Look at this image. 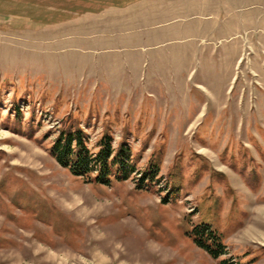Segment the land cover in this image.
Segmentation results:
<instances>
[{
    "label": "rangeland",
    "instance_id": "374dc122",
    "mask_svg": "<svg viewBox=\"0 0 264 264\" xmlns=\"http://www.w3.org/2000/svg\"><path fill=\"white\" fill-rule=\"evenodd\" d=\"M70 126L121 180L52 157ZM225 260L264 264V0H0V264Z\"/></svg>",
    "mask_w": 264,
    "mask_h": 264
},
{
    "label": "trees",
    "instance_id": "16d2710c",
    "mask_svg": "<svg viewBox=\"0 0 264 264\" xmlns=\"http://www.w3.org/2000/svg\"><path fill=\"white\" fill-rule=\"evenodd\" d=\"M87 143L88 139L85 132L81 128L70 126L60 132L58 139L50 149V154L61 166L69 169L75 176L88 178L96 184L110 185L111 177L115 171L118 173V181L121 180L120 175L124 176L125 172L128 171L129 156L127 152L122 148L114 156L110 137L101 141V150L98 154H93ZM208 230V227H204L203 230L198 229L197 235L201 239H198L197 243L199 247L207 250L215 259H218L225 246L222 239L214 232L210 230L209 233H206ZM202 237H206V241L202 240ZM211 246H216L219 250H213ZM229 263L225 260L220 264Z\"/></svg>",
    "mask_w": 264,
    "mask_h": 264
},
{
    "label": "crops",
    "instance_id": "0c3cea01",
    "mask_svg": "<svg viewBox=\"0 0 264 264\" xmlns=\"http://www.w3.org/2000/svg\"><path fill=\"white\" fill-rule=\"evenodd\" d=\"M189 11V10H188ZM215 37H218V35H215ZM187 37L188 38H192V39H202L204 40L205 39V34L201 31V32H197L196 30H188L187 31ZM202 49L201 51H199V53H202V54H205V53H208L205 51V48H200Z\"/></svg>",
    "mask_w": 264,
    "mask_h": 264
},
{
    "label": "bare ground",
    "instance_id": "6f19581e",
    "mask_svg": "<svg viewBox=\"0 0 264 264\" xmlns=\"http://www.w3.org/2000/svg\"><path fill=\"white\" fill-rule=\"evenodd\" d=\"M263 214V213H262Z\"/></svg>",
    "mask_w": 264,
    "mask_h": 264
}]
</instances>
